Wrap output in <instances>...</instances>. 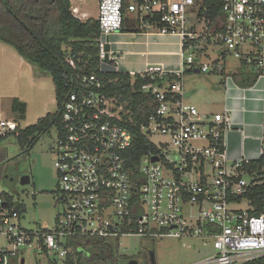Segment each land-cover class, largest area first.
I'll return each mask as SVG.
<instances>
[{"label":"built area","instance_id":"1","mask_svg":"<svg viewBox=\"0 0 264 264\" xmlns=\"http://www.w3.org/2000/svg\"><path fill=\"white\" fill-rule=\"evenodd\" d=\"M202 6L203 0H98L100 71L109 64L107 38L122 29L126 14L140 27L153 25L179 37L178 69L156 64L130 74L137 76L138 90L152 97L139 129L150 148L133 168L130 110L103 91L96 72L64 73L61 129L53 147L63 209L54 227L26 229L19 207L0 193V264L24 263L25 248L62 260L74 239L119 246L122 236L187 237L211 248L188 264L264 259V212L238 207L246 199H236L250 185L240 169L251 160L228 162L231 110L200 112L185 99L182 85L185 71L213 72L225 88L229 83L236 89L258 87L264 98V0H223L220 22L201 14ZM209 45L216 53L210 65L200 62ZM66 61L75 68L68 54ZM239 76L254 81L244 86L235 79ZM17 125L14 119L0 120V135Z\"/></svg>","mask_w":264,"mask_h":264},{"label":"trees","instance_id":"2","mask_svg":"<svg viewBox=\"0 0 264 264\" xmlns=\"http://www.w3.org/2000/svg\"><path fill=\"white\" fill-rule=\"evenodd\" d=\"M223 0H203L201 14L210 21H222ZM100 34L97 19L85 21L77 18L71 11L70 0H0V42L12 47L27 62L51 76L55 85L57 109L47 113L33 124L0 135V141L14 136L18 143L31 149L34 144L52 128L61 129L60 105L64 96L67 78L79 72H96L103 82V91L122 101L131 112L127 122L133 136L132 166H136L139 156L150 148L148 140L140 133V125L146 120L151 109V96L138 90L137 76L114 70L100 71L98 68L97 39ZM67 54L75 63V68L66 61ZM136 79V80H135ZM240 84L253 83L251 76L235 77ZM15 119L25 116L26 104L17 98L12 100ZM264 165V134L262 153L257 161L241 167V175L252 176L244 195L237 201L246 199L251 212H264V189L259 184L258 175ZM136 178V171H135ZM8 199V198H7ZM69 255L62 259L64 264H128L127 256L118 252L117 241H103L97 238L74 239L70 243ZM148 264H150L148 260ZM245 264H264V259Z\"/></svg>","mask_w":264,"mask_h":264},{"label":"rangeland","instance_id":"3","mask_svg":"<svg viewBox=\"0 0 264 264\" xmlns=\"http://www.w3.org/2000/svg\"><path fill=\"white\" fill-rule=\"evenodd\" d=\"M84 1L86 5H91L92 0ZM206 53V56H200V62L210 65L216 59L214 47L209 45ZM37 71L39 82L32 89L33 93L31 91L28 95L30 99L27 101L25 117L19 120L21 128L35 123L38 118L57 109L55 85L51 76ZM221 82V76L213 72L204 74L190 70L182 75L183 91L192 94L189 102L196 105L200 112L205 113L223 110L221 102L224 85ZM56 134V129L52 128L29 150L26 145L18 143L12 135L0 141V193L19 207L20 223L26 229H35L39 226L54 227L58 211L63 209L58 200L57 171L54 166L56 155L53 147ZM23 175L30 176L29 183H20ZM238 207L246 205L242 201ZM119 241V254L137 257L138 264H148L150 250L153 251L155 264H188L211 252V248L205 246L200 239L187 237L179 239L162 236L150 239L122 236ZM191 243H195L196 247H189ZM22 255L24 257L22 264H64L56 257L52 258L30 248L23 249Z\"/></svg>","mask_w":264,"mask_h":264},{"label":"crops","instance_id":"4","mask_svg":"<svg viewBox=\"0 0 264 264\" xmlns=\"http://www.w3.org/2000/svg\"><path fill=\"white\" fill-rule=\"evenodd\" d=\"M70 4L73 14L80 20L97 19L98 0H92L91 5H86L84 0H70ZM106 46L109 64L104 66L105 70L132 74L144 70L148 65L160 64L172 70L180 66L179 37L160 33L153 25L140 27L132 14H126L120 31L108 36ZM37 70L36 66L27 62L12 47L0 42V120H16L11 108L14 98L24 102L27 108V101L30 99L28 95L31 91L33 93L32 89L39 82ZM227 86L223 89L221 107L231 110L233 122L226 135L228 162L240 157L257 161L262 153L264 98L258 87L236 89L231 83ZM191 95L184 91L188 102ZM16 121L20 126L19 120ZM245 177L248 180L252 178L247 175ZM258 178V183L264 189V165ZM243 202L246 207L241 208L251 209L246 200Z\"/></svg>","mask_w":264,"mask_h":264},{"label":"water","instance_id":"5","mask_svg":"<svg viewBox=\"0 0 264 264\" xmlns=\"http://www.w3.org/2000/svg\"><path fill=\"white\" fill-rule=\"evenodd\" d=\"M107 49V46H106ZM154 160L156 159V157L153 158ZM30 182V176L29 175H23L20 179V183L21 184H27ZM149 260H150V264H155V260H154V255H153V251L150 250L149 251ZM23 262V260H22ZM128 264H138L136 259H130L128 261Z\"/></svg>","mask_w":264,"mask_h":264},{"label":"flooded vegetation","instance_id":"6","mask_svg":"<svg viewBox=\"0 0 264 264\" xmlns=\"http://www.w3.org/2000/svg\"><path fill=\"white\" fill-rule=\"evenodd\" d=\"M130 259H136V260H137V263H138V258H137V257H134V256L128 257V258H127V263H128V261H129Z\"/></svg>","mask_w":264,"mask_h":264}]
</instances>
